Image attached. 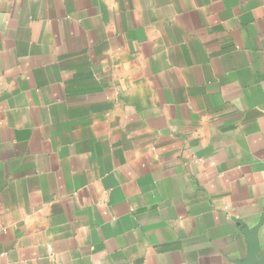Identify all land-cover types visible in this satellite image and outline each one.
<instances>
[{"label": "crops", "instance_id": "crops-1", "mask_svg": "<svg viewBox=\"0 0 264 264\" xmlns=\"http://www.w3.org/2000/svg\"><path fill=\"white\" fill-rule=\"evenodd\" d=\"M264 261V0H0V264Z\"/></svg>", "mask_w": 264, "mask_h": 264}, {"label": "water", "instance_id": "water-1", "mask_svg": "<svg viewBox=\"0 0 264 264\" xmlns=\"http://www.w3.org/2000/svg\"><path fill=\"white\" fill-rule=\"evenodd\" d=\"M256 252H257V249L253 248L252 252L247 257V262H246L247 264H264V261L254 262V257H255Z\"/></svg>", "mask_w": 264, "mask_h": 264}]
</instances>
